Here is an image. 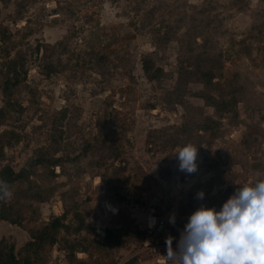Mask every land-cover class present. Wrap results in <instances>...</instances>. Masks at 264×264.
Here are the masks:
<instances>
[{
  "label": "rangeland",
  "instance_id": "374dc122",
  "mask_svg": "<svg viewBox=\"0 0 264 264\" xmlns=\"http://www.w3.org/2000/svg\"><path fill=\"white\" fill-rule=\"evenodd\" d=\"M0 109L20 136L0 167L21 174L0 238L21 254L64 216L33 264H158L152 215L264 227V0H0ZM54 141L61 167L30 166ZM28 182L42 201L16 199Z\"/></svg>",
  "mask_w": 264,
  "mask_h": 264
},
{
  "label": "built area",
  "instance_id": "2783aa9c",
  "mask_svg": "<svg viewBox=\"0 0 264 264\" xmlns=\"http://www.w3.org/2000/svg\"><path fill=\"white\" fill-rule=\"evenodd\" d=\"M172 217L152 215L142 242L141 251L157 254L162 264H264V227L222 226L212 238H205L204 232L191 236L173 231L177 221Z\"/></svg>",
  "mask_w": 264,
  "mask_h": 264
},
{
  "label": "trees",
  "instance_id": "16d2710c",
  "mask_svg": "<svg viewBox=\"0 0 264 264\" xmlns=\"http://www.w3.org/2000/svg\"><path fill=\"white\" fill-rule=\"evenodd\" d=\"M143 68L144 71L147 72L149 66L144 64ZM208 81L210 82V80ZM12 85L13 84L8 80L4 82L1 87V92L4 97L10 95V87ZM5 117H7V112L0 109V124L4 122ZM19 141V134L12 130H4L0 133V146L10 147L12 144L18 143ZM57 143V141H54V148L52 151L39 153L30 162V166H38L44 171L53 174L52 168L56 166L61 167L60 158L54 157V155L59 152V145ZM20 175L21 174L15 173L9 165L0 167V220L8 222L11 225H17V222L6 212L7 206L2 201L1 197L2 194L20 178ZM20 198L29 201H42L41 194L33 182H28L27 187L16 194V199ZM8 209L9 206L7 210ZM63 219V215L57 216L44 223L42 226L31 229L28 232L30 240L23 246L21 254L15 253L13 244H7L4 239L0 238V264H33L44 245H54L56 243L59 230L64 226ZM81 223L83 224L84 222ZM80 230L81 226H79L77 231ZM110 234L109 231L105 233L103 238L105 243L109 241ZM117 245H120V243L117 242ZM123 264H136V258L132 257Z\"/></svg>",
  "mask_w": 264,
  "mask_h": 264
},
{
  "label": "crops",
  "instance_id": "0c3cea01",
  "mask_svg": "<svg viewBox=\"0 0 264 264\" xmlns=\"http://www.w3.org/2000/svg\"><path fill=\"white\" fill-rule=\"evenodd\" d=\"M151 220V218L149 219V221ZM227 223V222H226ZM200 226V225H199ZM228 226H229V224H228ZM196 230H198V232L200 231V228H196ZM202 233V232H201ZM134 257V256H133ZM137 257V260H136V264H153V261L154 260H152V259H146V260H141L140 259V256H136ZM159 257V256H158ZM125 262V261H124ZM123 262V263H124ZM122 263V264H123ZM157 263L158 264H162V262H161V258L159 257V260H157ZM225 264V263H224ZM227 264H236V262L235 261H233L232 263H227ZM240 264V263H239ZM244 264V263H243Z\"/></svg>",
  "mask_w": 264,
  "mask_h": 264
},
{
  "label": "water",
  "instance_id": "95a60500",
  "mask_svg": "<svg viewBox=\"0 0 264 264\" xmlns=\"http://www.w3.org/2000/svg\"><path fill=\"white\" fill-rule=\"evenodd\" d=\"M263 133H264V130H263ZM255 137L257 138V144H259L260 142L264 143V139L260 138L259 136H255ZM152 204H156V201L153 200Z\"/></svg>",
  "mask_w": 264,
  "mask_h": 264
}]
</instances>
